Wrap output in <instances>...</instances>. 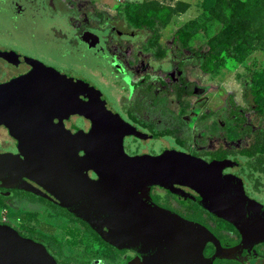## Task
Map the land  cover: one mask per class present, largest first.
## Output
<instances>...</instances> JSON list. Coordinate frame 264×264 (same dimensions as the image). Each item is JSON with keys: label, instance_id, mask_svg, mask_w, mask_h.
Instances as JSON below:
<instances>
[{"label": "flooded vegetation", "instance_id": "1", "mask_svg": "<svg viewBox=\"0 0 264 264\" xmlns=\"http://www.w3.org/2000/svg\"><path fill=\"white\" fill-rule=\"evenodd\" d=\"M125 1L107 10L88 0H0V14L5 15L7 10L12 17L20 19L40 13L61 20L48 24L47 39L42 43L23 41L19 23H0V158L4 157V161L0 159V202L5 206V201L17 198L22 206L37 205L48 213L82 223L103 248L114 254V264L137 262L141 255L134 249L118 248L106 242L67 208L69 187L80 173L79 161L65 143L73 140L72 133L78 129L87 131L91 125L88 117L74 111L75 93L81 100H89L88 92L75 87L74 79L94 87L108 109L140 131L139 135H124L122 145L126 153L156 154L174 148L207 161L221 159L222 172L235 175L244 193L264 204L261 195L264 174L248 166L264 158V151L251 155L237 152L251 143V134L247 145H240L239 141L236 147L218 145L215 126L225 127L226 123L216 108L204 104L207 96L203 91L207 87L196 84L195 78L186 77L187 48L167 45L158 56L147 53L143 43L151 25L122 16L120 8ZM86 51L95 56L94 63L75 61L76 55H84ZM201 60L202 55L197 54L193 64L199 68ZM108 84L114 85L113 98L105 89ZM229 93L236 104L244 106ZM170 94L186 108L185 97L197 96L191 104L194 107L191 116L180 118L173 114L172 118H165L159 112L169 110L164 101ZM227 97L228 114L235 116L229 113ZM242 100L246 101L244 87ZM249 110L245 111L246 117ZM252 121L241 120L240 127ZM198 134L207 142H199ZM218 148L225 152L216 153ZM28 151L30 166L26 168ZM83 153L79 150V155ZM86 172L91 178L98 176L92 169ZM22 181L33 185L38 192L17 186ZM175 186L198 195L186 185ZM135 195L193 231L192 249L182 252L183 258L192 262L166 264H204L208 254L214 256L221 249L230 251L244 264H264L261 258L264 241L244 243L231 223L213 215L191 196L159 184L142 185ZM40 212L35 209L33 215ZM18 214L17 222L5 217H0V222H8L21 234L42 243L59 262L88 264L65 256L42 233L32 229L27 224L29 214L25 210ZM222 242L227 245L222 247Z\"/></svg>", "mask_w": 264, "mask_h": 264}, {"label": "water", "instance_id": "2", "mask_svg": "<svg viewBox=\"0 0 264 264\" xmlns=\"http://www.w3.org/2000/svg\"><path fill=\"white\" fill-rule=\"evenodd\" d=\"M74 84L89 95V100L83 101L75 93L74 111L88 117L91 125L87 131L72 133L73 140L65 143L78 159L80 173L69 187L67 208L103 240L136 250L141 259L134 264L192 262L184 259L182 252L192 249L193 231L135 195L142 185L159 184L191 196L231 223L244 243L264 241V204L245 194L235 175L222 172L223 160L207 161L174 148L156 154L126 153L124 135H139L140 131L108 109L94 87L79 79H74ZM79 150L84 153L79 155ZM30 157L26 152V168ZM0 159L4 161V157ZM88 169L97 173V178H91ZM175 184L186 185L198 195ZM17 186L38 192L26 181ZM0 264L66 263L57 261L39 241L8 222H0Z\"/></svg>", "mask_w": 264, "mask_h": 264}, {"label": "rangeland", "instance_id": "3", "mask_svg": "<svg viewBox=\"0 0 264 264\" xmlns=\"http://www.w3.org/2000/svg\"><path fill=\"white\" fill-rule=\"evenodd\" d=\"M89 3L95 4L96 6L106 8H112L117 2L125 0H88ZM137 3V7L134 9L139 15H146L152 11L159 10L162 7H168L170 11V18L166 22L163 15L157 20L154 25L148 28L147 35L145 36L144 49L147 53H151L153 56H158L169 44L170 36L173 30L180 25L187 18L201 17L206 19L208 11L206 10L209 3L213 0H129ZM258 7L253 8L250 15L251 27L250 32L254 36L253 50L264 47V0H256ZM60 22L61 20L52 19L46 15L37 13L33 16H26L20 19L14 18L10 15L9 11H5L4 14H0V23L10 24L19 23L20 38L29 42L42 43L46 36V28L50 22ZM207 32L198 33L193 35L190 39L191 49H185L187 61L185 64L186 77L195 78L196 84H203L207 88L203 91L207 96V100L203 101L205 105L216 108L226 123L225 127H221L220 124L215 126L218 145L228 144L229 146L236 147V143L239 141L240 145H247L251 141L250 133L247 129L240 127L241 119L236 116L228 114L226 97L229 92L235 94L236 91H230L228 87H224L223 81H231L236 78L243 89L244 82L247 77V68L245 64L233 63L230 57H226L225 64L220 68L218 73L204 75V73L198 68V64H193L197 54H201L207 48L206 39L207 36L218 30L220 23L215 20H207ZM260 53L258 50L254 51ZM170 53V52H169ZM168 53V54H169ZM75 61H86L88 63H94L96 61L95 56L90 52L86 51L84 55H76ZM191 61V62H190ZM192 63V64H190ZM259 60L257 64H259ZM261 64V63H260ZM192 65V66H190ZM203 73V74H202ZM238 85H236V88ZM108 95L113 98L115 96L114 85H106L105 87ZM237 90V89H236ZM242 92V90H241ZM237 96V95H236ZM188 101V108L181 106L177 103L173 94L168 95L167 102L169 110H161L160 113L165 115V118H172L173 114L182 118V116H191V111L194 107L191 104L195 102L196 95H190L185 97ZM236 100V99H235ZM237 102V100H236ZM244 106H248V103L242 100ZM247 120L252 121L256 118L252 112L247 111ZM192 122V121H191ZM246 123V122H245ZM264 123V122H263ZM199 138V139H198ZM197 139L199 142H207V139L203 135L198 134ZM157 148V147H156ZM264 196V177H263V192ZM9 202V203H8ZM4 204L0 202V217L6 219L13 218V222H17V217L22 210H25L27 214V224L31 225V228L37 232L42 233L48 241L55 245L60 251L67 257L75 258L84 261L88 264H114L116 257L113 253L109 252L100 244L97 237L92 234L82 223L68 217L58 216L57 214L48 213L44 208L25 203L22 206L17 198L9 199ZM5 208V209H4ZM38 209L41 212L33 215V210ZM37 211V210H36ZM227 244L222 242L221 246L225 247ZM228 250L221 249L216 255L208 254L205 258L204 264H244L241 259H238ZM264 259V254L261 256ZM97 261L93 263V260ZM132 261L128 264H134Z\"/></svg>", "mask_w": 264, "mask_h": 264}, {"label": "trees", "instance_id": "4", "mask_svg": "<svg viewBox=\"0 0 264 264\" xmlns=\"http://www.w3.org/2000/svg\"><path fill=\"white\" fill-rule=\"evenodd\" d=\"M136 7L137 3L126 0L120 8V12L122 16L134 20L138 24L154 25L159 18L166 14L164 21L166 22L170 18V11L166 6L146 15L136 13L134 11ZM257 7L256 0H213L206 9L208 11L206 19L195 17L180 24L170 36L168 45L172 48L191 49L190 39L193 35L207 30L208 19L215 20L220 23V27L215 33L208 36L207 49L201 53L202 60L199 63V68L202 72H217L219 67L225 63L226 57L242 62L253 48L254 36L250 32V15L253 8ZM247 70L244 97L248 107L236 104L231 93L228 94L227 101L230 114L239 116L242 121H246L245 111L250 109L256 118V121L253 120L242 127L250 132L253 138L251 143L237 150L244 155H251L255 151H264V66L253 60L247 66ZM221 152H225V150L222 148L216 150V153ZM248 166L251 170L264 174V158H260L256 163L251 162Z\"/></svg>", "mask_w": 264, "mask_h": 264}, {"label": "crops", "instance_id": "5", "mask_svg": "<svg viewBox=\"0 0 264 264\" xmlns=\"http://www.w3.org/2000/svg\"><path fill=\"white\" fill-rule=\"evenodd\" d=\"M199 17V16H198ZM191 18H187L186 20H190ZM186 20H184L183 22H185ZM182 22V23H183ZM181 23V24H182ZM179 26V25H178ZM177 26V27H178ZM176 27V28H177ZM207 27H208V24H207ZM175 28V29H176ZM174 29V30H175ZM173 30V31H174ZM205 32H207V30L205 31ZM205 32H202V31H200V32H197L196 34H198V33H205ZM216 32V31H215ZM215 32H212V33H210L208 36H210L211 34H213V33H215ZM208 36H207V38H208ZM206 41H207V39H206ZM207 49V48H206ZM252 50L253 49H251L250 50V52H249V54L247 55V57L242 61V62H237V61H235L234 59H232L231 57V59L233 60V63L235 62V63H242V64H245V65H249L253 60H255V61H257L258 62V60H259V62L261 63V65L262 66H264V49H262V48H257V49H254V51L255 50H258L260 53H258V52H256V54H254V51L252 52ZM206 51V50H205ZM204 51V52H205ZM227 60V59H226ZM226 62V61H225ZM225 64V63H224ZM224 64L223 65H221L220 67H219V69H218V71L220 70V68L221 67H223L224 66ZM247 66H246V68H247ZM218 71L217 72H214V73H212V74H215V73H218ZM248 71V70H247ZM223 85H224V87H228V89H230V91H233V90H235L236 91V94H235V99L237 100V103H242V92H241V88L239 87V85H240V82L236 79V78H234L233 80H231V81H223ZM236 85H238V87L236 88ZM237 89V90H236ZM237 95V96H236Z\"/></svg>", "mask_w": 264, "mask_h": 264}]
</instances>
